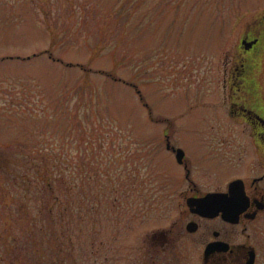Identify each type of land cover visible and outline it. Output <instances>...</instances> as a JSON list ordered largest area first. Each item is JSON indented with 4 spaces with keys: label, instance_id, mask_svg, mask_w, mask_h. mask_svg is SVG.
Returning <instances> with one entry per match:
<instances>
[{
    "label": "rangeland",
    "instance_id": "obj_1",
    "mask_svg": "<svg viewBox=\"0 0 264 264\" xmlns=\"http://www.w3.org/2000/svg\"><path fill=\"white\" fill-rule=\"evenodd\" d=\"M263 9L264 0H0V149L45 155L53 182L61 173L65 264H143L147 233L178 215V166L161 130L198 165L207 159L192 139L237 130L207 104L241 19ZM5 246L0 264H19Z\"/></svg>",
    "mask_w": 264,
    "mask_h": 264
},
{
    "label": "flooded vegetation",
    "instance_id": "obj_2",
    "mask_svg": "<svg viewBox=\"0 0 264 264\" xmlns=\"http://www.w3.org/2000/svg\"><path fill=\"white\" fill-rule=\"evenodd\" d=\"M254 12L248 21L241 19L231 57L214 80L216 99L207 104L237 130L208 128L192 139L207 159L201 165L172 142L168 128L161 130L159 142L178 166L169 181L177 185L170 197L178 215L169 226L147 233L143 264H264V9ZM204 195L220 206L210 215L187 204ZM184 240L191 244L179 242Z\"/></svg>",
    "mask_w": 264,
    "mask_h": 264
},
{
    "label": "trees",
    "instance_id": "obj_3",
    "mask_svg": "<svg viewBox=\"0 0 264 264\" xmlns=\"http://www.w3.org/2000/svg\"><path fill=\"white\" fill-rule=\"evenodd\" d=\"M35 156L0 149V232L9 229L16 233L7 239L1 233L0 245H8L5 247L14 256L11 258L14 263L27 264L25 258H19V251H14L19 247L21 255L27 258H50L53 264H65L63 248L71 242L63 235L62 213L67 214L70 205L59 197L65 193L57 186L62 182V175L58 171L53 182L54 173L48 166V158ZM80 209L79 203L71 206L75 212Z\"/></svg>",
    "mask_w": 264,
    "mask_h": 264
},
{
    "label": "water",
    "instance_id": "obj_4",
    "mask_svg": "<svg viewBox=\"0 0 264 264\" xmlns=\"http://www.w3.org/2000/svg\"><path fill=\"white\" fill-rule=\"evenodd\" d=\"M181 155H182V150H181V148H180V147H176V152H175V157H176V159H177V160H180ZM212 196H213V195H212ZM208 197H210V196H205V195H204V196H201V197L196 198L195 200H188V201H187V204H188V206H189L192 210H196V211H198V212H202L203 214L210 215V214H212L217 208H219L220 206H219V204L212 202V199H210L211 197H210V198H208ZM211 207H213V211H208V210L203 211L204 208H211ZM222 210H223V209H222ZM223 211H224V210H223ZM226 212H227V213H230V212H232V210L229 209V210H227ZM227 216H228V215H227ZM228 218H229L230 220H232L231 217L228 216ZM186 227H187L188 229H192L194 226H193L192 224H190V223H187V224H186Z\"/></svg>",
    "mask_w": 264,
    "mask_h": 264
}]
</instances>
